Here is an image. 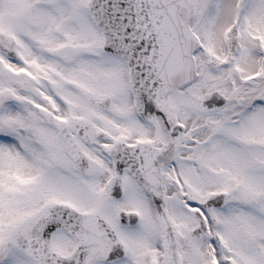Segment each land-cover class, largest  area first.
<instances>
[{"label": "snow or ice", "instance_id": "1", "mask_svg": "<svg viewBox=\"0 0 264 264\" xmlns=\"http://www.w3.org/2000/svg\"><path fill=\"white\" fill-rule=\"evenodd\" d=\"M0 264H264V0H0Z\"/></svg>", "mask_w": 264, "mask_h": 264}]
</instances>
